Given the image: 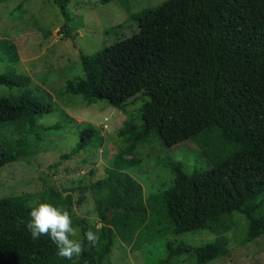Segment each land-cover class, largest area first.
I'll list each match as a JSON object with an SVG mask.
<instances>
[{"label": "trees", "instance_id": "trees-1", "mask_svg": "<svg viewBox=\"0 0 264 264\" xmlns=\"http://www.w3.org/2000/svg\"><path fill=\"white\" fill-rule=\"evenodd\" d=\"M72 1L52 0L67 22ZM113 1L120 0H99ZM134 20L137 32L80 55L83 76L68 81L61 94L81 96L87 106L107 101L124 115L140 101L141 123L130 121L118 131L127 155L151 134L166 148L191 140L211 169L187 172L182 163L169 161L173 185L145 199L142 185L123 170L130 163L116 155L103 176L71 190L49 186L35 205L24 196L1 198L0 264H111L104 260L117 241L163 239L166 255L160 264L188 254L196 264H208L229 255L223 234L236 214L247 221L245 243L264 237V0H168ZM5 59L17 62V47L0 39V65ZM31 81L0 74V87L10 90ZM52 110L28 92L0 96V125L34 126ZM94 134L93 127L82 130L70 153L90 145ZM3 145L0 168L18 159ZM88 195L101 224L100 243L72 260L60 258L48 236L33 240L21 223L30 218L29 205L51 203L70 212L82 238L91 227L86 218L74 217V210ZM200 230L218 236L200 246L167 241Z\"/></svg>", "mask_w": 264, "mask_h": 264}, {"label": "rangeland", "instance_id": "rangeland-1", "mask_svg": "<svg viewBox=\"0 0 264 264\" xmlns=\"http://www.w3.org/2000/svg\"><path fill=\"white\" fill-rule=\"evenodd\" d=\"M166 1L120 0L102 5L99 0H73L66 8L70 19L67 22L52 0H0V39L13 42L19 56L17 62L5 59L0 74L16 73L32 80L29 86L12 90L1 86L0 96L28 92L43 105L53 106L34 126L0 125V144L18 157L0 168V199L24 196L35 205L49 186L71 190L103 176L116 155L130 163L123 170L142 185L145 199L173 185L169 161L182 163L187 172L211 169V162L191 140L166 148L151 134L127 155L128 147L123 145L118 131L130 121L141 123L136 116L140 101L130 104L124 115L107 101L87 106L81 96L61 94L68 81L83 76L81 54H94L119 38L129 37L139 30L134 17ZM65 23L68 27H64ZM120 25L123 28L116 31ZM55 125L57 128L52 129ZM88 127L95 128L92 143L71 154L80 132ZM36 132L38 135L34 136ZM65 155L70 157L64 158ZM72 195L77 201L80 193L76 190ZM74 217L86 218L92 231L101 229L89 195L82 205L76 206ZM246 231L247 221L236 214L231 230L223 234L229 241V255L208 264H264V237L245 243ZM217 236L200 230L170 236L167 241H173L175 246L180 241L200 246L213 242ZM165 241L130 245L117 241L104 263L160 264L166 255ZM172 264L196 261L188 254Z\"/></svg>", "mask_w": 264, "mask_h": 264}, {"label": "clouds", "instance_id": "clouds-1", "mask_svg": "<svg viewBox=\"0 0 264 264\" xmlns=\"http://www.w3.org/2000/svg\"><path fill=\"white\" fill-rule=\"evenodd\" d=\"M29 207L30 218L27 222L21 220V223L30 232L33 240L48 236L56 246L60 258L72 260L99 245L100 236L91 229L84 232L82 238H77L81 229L74 226L72 216L66 208L46 202Z\"/></svg>", "mask_w": 264, "mask_h": 264}]
</instances>
